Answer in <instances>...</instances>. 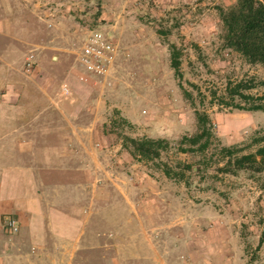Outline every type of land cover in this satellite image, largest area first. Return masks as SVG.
I'll list each match as a JSON object with an SVG mask.
<instances>
[{"label":"rangeland","instance_id":"rangeland-1","mask_svg":"<svg viewBox=\"0 0 264 264\" xmlns=\"http://www.w3.org/2000/svg\"><path fill=\"white\" fill-rule=\"evenodd\" d=\"M237 1L22 0L21 14L15 20L7 15L0 25V123L3 117L4 124L13 119L5 110L11 108L5 98L13 82L11 91L20 92L18 82L36 68L38 79L52 74L58 81L55 91L80 97L86 120L94 124L92 111H99L92 143L102 164L101 211L93 226L73 235L70 230L66 247L59 241L55 245V238L33 248L21 246L30 261L16 257L10 264H264V244L258 248L264 171L218 169L225 162L223 146L243 148L235 154L241 156L264 144L254 141L264 136V111L228 106L253 101L229 94L241 82L253 85L242 88L243 94L264 95V64L250 63L224 42L221 10ZM106 28L116 34L113 69L106 80L81 81L74 73L82 42L93 29L112 36ZM9 30L26 41L19 56L9 45ZM172 50L180 77L171 65ZM29 59L35 65L28 71ZM6 61L15 64L19 78L6 76ZM198 111L211 121L208 148L182 151L189 146L183 137L198 131ZM105 135L108 140L101 139ZM124 136L168 143L159 156L137 154L140 159L131 145L122 146ZM132 192L138 209L132 213L134 227L124 222L129 214L120 212L128 204L124 194Z\"/></svg>","mask_w":264,"mask_h":264},{"label":"crops","instance_id":"crops-1","mask_svg":"<svg viewBox=\"0 0 264 264\" xmlns=\"http://www.w3.org/2000/svg\"><path fill=\"white\" fill-rule=\"evenodd\" d=\"M24 7L22 0H0V25H4L7 15L15 20ZM115 29L118 34L119 27ZM107 30L112 37L116 35ZM7 34L12 36L11 50L19 56L26 41L15 38L17 35L10 30ZM30 34L29 37L33 36ZM2 70L7 77H20L10 61L5 62ZM38 72L36 68L28 80L18 82L20 92L10 89L16 82L9 87L5 101L11 108L5 110L13 119L4 124L3 117L0 123V264H10L17 258L28 260V253L21 251V246L33 248L55 238V245L59 241L60 246L66 247L69 231L75 230L70 232L73 235L86 225L93 226L101 211L102 164L100 153L92 143L93 134L99 132L95 126L101 115L95 110L92 111L94 124L86 120L80 97L62 94L59 89L55 91L57 79L49 73L46 78L38 79ZM80 73V68L75 69L74 75ZM80 85L76 82L75 88L81 89ZM108 138L105 135L101 139ZM130 194L131 197L124 194L128 204L120 212H125L126 217L129 214L124 222L134 227L136 220L132 213L138 209L131 199L133 192ZM88 215L94 219L90 221ZM7 216L18 220L19 234L5 232L3 223Z\"/></svg>","mask_w":264,"mask_h":264},{"label":"trees","instance_id":"trees-1","mask_svg":"<svg viewBox=\"0 0 264 264\" xmlns=\"http://www.w3.org/2000/svg\"><path fill=\"white\" fill-rule=\"evenodd\" d=\"M221 19L224 25V42L228 48H231L250 63L264 64V0H238L237 3L228 10H221ZM174 46H172L173 49ZM177 52L172 50L171 65L175 70V74L180 77V62ZM239 83L234 88L229 90L232 98L240 96L249 101L252 99L250 106H241L228 102V106H234L238 109L264 111V95L252 97L243 94L242 88H252L253 85ZM256 99L258 101H256ZM256 102H255V101ZM198 131L196 134L188 137L184 136L181 142L188 144L187 148H182V151H200L204 152L208 148L211 132L208 124L211 123L209 116L206 113L196 112ZM254 141L264 142V136L255 139ZM166 139H154L144 137L140 139L124 136V147L132 146V155L140 154L144 157L159 156L163 144H167ZM243 148L235 146H223L221 149L223 160L222 166H219V171L226 173H235L238 170H253L256 172L264 171V144L259 146L256 152L235 156L238 151ZM264 244V230L260 236L258 248Z\"/></svg>","mask_w":264,"mask_h":264},{"label":"built area","instance_id":"built-area-1","mask_svg":"<svg viewBox=\"0 0 264 264\" xmlns=\"http://www.w3.org/2000/svg\"><path fill=\"white\" fill-rule=\"evenodd\" d=\"M81 52L77 56V63L81 69L79 79L88 80H106L110 75L115 60L118 56V47L112 36H109L103 30L93 29L88 32L82 42ZM35 61L29 59L27 70H31ZM65 93L69 92L67 86H63ZM4 228L9 234H16L20 227L18 220L13 216H7L4 220Z\"/></svg>","mask_w":264,"mask_h":264}]
</instances>
